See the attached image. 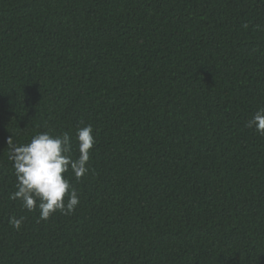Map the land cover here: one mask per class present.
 Segmentation results:
<instances>
[{
	"label": "trees",
	"instance_id": "1",
	"mask_svg": "<svg viewBox=\"0 0 264 264\" xmlns=\"http://www.w3.org/2000/svg\"><path fill=\"white\" fill-rule=\"evenodd\" d=\"M260 107L264 0H0V264H264ZM81 122L80 204L41 220L7 139L75 159Z\"/></svg>",
	"mask_w": 264,
	"mask_h": 264
},
{
	"label": "clouds",
	"instance_id": "2",
	"mask_svg": "<svg viewBox=\"0 0 264 264\" xmlns=\"http://www.w3.org/2000/svg\"><path fill=\"white\" fill-rule=\"evenodd\" d=\"M78 126L75 131L77 158H72L73 137L45 131L34 135L30 142L18 144L7 139L8 159L16 176V191L10 199L19 201L27 211H39V219L48 220L56 212L72 214L80 204L76 189L66 177L71 170L77 180L90 172V153L96 140L91 124ZM264 135V107H260L245 125ZM24 217L11 218V225L21 227Z\"/></svg>",
	"mask_w": 264,
	"mask_h": 264
}]
</instances>
